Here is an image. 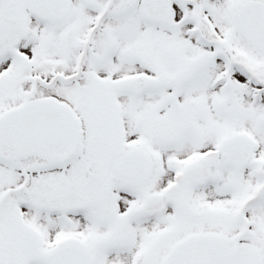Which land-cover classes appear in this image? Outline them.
Instances as JSON below:
<instances>
[{
    "label": "snow or ice",
    "instance_id": "6c2138e0",
    "mask_svg": "<svg viewBox=\"0 0 264 264\" xmlns=\"http://www.w3.org/2000/svg\"><path fill=\"white\" fill-rule=\"evenodd\" d=\"M0 264H264V0H0Z\"/></svg>",
    "mask_w": 264,
    "mask_h": 264
}]
</instances>
